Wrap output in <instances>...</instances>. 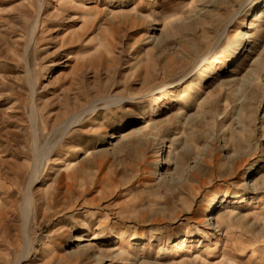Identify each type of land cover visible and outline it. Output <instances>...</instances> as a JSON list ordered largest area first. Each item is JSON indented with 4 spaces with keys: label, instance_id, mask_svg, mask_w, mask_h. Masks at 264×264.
Masks as SVG:
<instances>
[{
    "label": "rangeland",
    "instance_id": "374dc122",
    "mask_svg": "<svg viewBox=\"0 0 264 264\" xmlns=\"http://www.w3.org/2000/svg\"><path fill=\"white\" fill-rule=\"evenodd\" d=\"M120 1L0 0V264H264V0Z\"/></svg>",
    "mask_w": 264,
    "mask_h": 264
},
{
    "label": "bare ground",
    "instance_id": "6f19581e",
    "mask_svg": "<svg viewBox=\"0 0 264 264\" xmlns=\"http://www.w3.org/2000/svg\"><path fill=\"white\" fill-rule=\"evenodd\" d=\"M129 1L128 0H121L120 1V4H121V6L122 7H126V6H128L129 5ZM34 29H35V26L33 27V31H34ZM246 35H248V34H246ZM217 71V70H216ZM114 101L116 102V103H120L121 102V100H115L114 99ZM168 99L166 98V99H164L163 101H160V102H154V103H152L150 106H149V108H146V109H144L143 111H142V113H143V115L144 116H141L140 114L138 115L139 117H138V120H145V119H155V118H158L159 116H160V113H161V111L165 108V107H167L169 104H168ZM89 112V111H88ZM81 116L82 115H78L72 122H70L69 123V125H68V127H67V129L64 131V133L62 134V136H64V134L69 130V128H71L72 126H74L75 124H77V123H79L80 122V119H81ZM62 138V137H61ZM47 151H41L40 152V150H37L36 151V157H40L41 158V156H44L45 155V153H46ZM43 153V154H42ZM49 153V152H48ZM166 159H165V163H164V166H167V165H169L168 163V157H165ZM39 167V166H38ZM36 174V173H35ZM36 179H38L37 177L36 178H34V179H32L33 181H32V183L36 180ZM34 185V184H33ZM30 187H32V186H30ZM31 194L29 193L28 194V196H27V198H26V204H25V209H24V211H25V213L27 212V214L29 215L30 214V212H31V209H32V205H33V203H32V200H31ZM252 204H254V202H253V199H247V200H243V201H238V202H234V203H232V205H235V206H240L241 207V205H243V206H251ZM261 208V207H260ZM28 221V220H27ZM87 236L88 235H85L84 234V236L83 237H81L79 240H78V243H85V242H88V240H87ZM93 240H96V238H94V239H92L91 241H93ZM120 240V242L122 243L123 242V238H121V239H119ZM206 251H209V249H207ZM198 261V260H197Z\"/></svg>",
    "mask_w": 264,
    "mask_h": 264
}]
</instances>
